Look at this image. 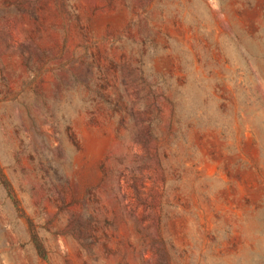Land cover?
<instances>
[{"label":"rangeland","instance_id":"374dc122","mask_svg":"<svg viewBox=\"0 0 264 264\" xmlns=\"http://www.w3.org/2000/svg\"><path fill=\"white\" fill-rule=\"evenodd\" d=\"M0 167V264H264V0H0Z\"/></svg>","mask_w":264,"mask_h":264},{"label":"trees","instance_id":"16d2710c","mask_svg":"<svg viewBox=\"0 0 264 264\" xmlns=\"http://www.w3.org/2000/svg\"><path fill=\"white\" fill-rule=\"evenodd\" d=\"M0 184L3 187V189L5 190L8 198L11 200L12 204L14 205V207L16 208L18 213H20L22 215L23 213L19 207V202H18V200L14 194V191L11 187V184L9 183L8 179L6 178L1 167H0ZM28 227H29V232H30V238H31V241L34 245V248H35V251H36L38 257L40 259H42L43 261L47 262L48 257H47L46 251L43 248V246L41 245L39 238L34 231V227L30 221H28Z\"/></svg>","mask_w":264,"mask_h":264}]
</instances>
